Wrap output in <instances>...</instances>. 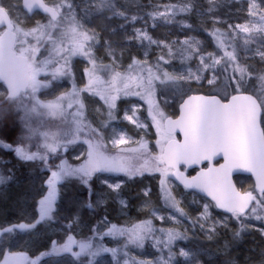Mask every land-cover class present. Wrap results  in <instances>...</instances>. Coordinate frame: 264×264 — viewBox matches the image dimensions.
<instances>
[{
    "label": "snow or ice",
    "instance_id": "obj_1",
    "mask_svg": "<svg viewBox=\"0 0 264 264\" xmlns=\"http://www.w3.org/2000/svg\"><path fill=\"white\" fill-rule=\"evenodd\" d=\"M234 2L238 7L233 16L242 18L244 22L228 23L213 19L214 25L227 24L226 30L214 27L211 32L216 47L222 53L219 55L206 52L201 47V40L187 35V32L193 31L187 16L177 20L178 15L193 11H198L202 16L214 12L212 8L207 12L203 11L197 0L185 5L166 4L163 12L154 7L147 14L152 21L160 19L166 24L175 22L180 25L181 30L185 31L183 40L177 38L167 43L154 39L147 30V21L143 28L134 29V36L128 37L129 40L134 38L140 42L147 41L149 46L159 47L162 44L167 49L168 59L159 55L155 62H150L149 50L145 47L144 58L133 57L125 72H120L115 70V64L111 67L97 65L92 50L85 49L76 40L66 50L57 47L61 54L65 51L68 54L64 56V63L56 68L54 75L72 79V60L79 57L86 62L83 74L87 83L79 88L73 80L71 90L58 101L43 103L36 99L35 94L47 85L42 84L38 77L46 74L49 66L55 62L54 54L40 59L39 66L36 67L30 60L40 57L44 49L41 45H57V40L53 39L57 18L62 9L66 8L74 13V8L71 0L58 5H49L45 0H23V7L27 12L42 11L46 15V22L37 21L36 27L23 33V40L29 47L22 49L18 59L13 47L20 37L15 32L0 36V85L6 84L13 96L21 91L27 94L30 89L35 106H42L53 113L62 112V105H66L69 110L76 105L75 112L68 113L75 121V129L65 137L64 143L47 145L48 152L45 155L30 150L21 141L16 145L0 142V148L13 152L22 161H43L45 170L50 173L44 181L46 194L38 202L39 219L35 223L0 227V244H6L11 234L18 230H31L41 221L51 220L59 194L58 185L66 178L78 177L90 188L93 176L98 173L116 176L122 174L129 179L143 177L146 173H158L165 203L181 216L186 214L180 207V202L172 195L173 179L185 189L197 190L214 202L203 204L201 218L205 220L210 216V208L214 206L241 222L247 217L264 223V76L258 77L259 93L255 92L254 86H246L252 78L253 69L251 65L242 63L240 57L241 51L254 52V56H258L259 61L264 63V0ZM209 3H214V0H209ZM137 19L134 16L132 21ZM63 39L59 38L61 45ZM253 41L258 44L255 49L249 47ZM176 46H179L177 50L182 62L196 61L194 68L189 67L179 73L168 69L167 65L171 63ZM112 59L115 61L117 58L112 56ZM162 66L164 71L161 76ZM101 69L107 70L108 79L99 75ZM205 83L209 91L201 94L200 90ZM193 84L196 88L192 87ZM81 93H90L103 101L107 106L109 121L117 120L118 113L122 112L120 119L133 125L143 135L139 140H133L125 129L121 128L119 133L113 129L107 139L117 151L110 154L104 146L105 129L108 125L102 123L93 128L91 123L86 122ZM170 100L179 104L178 118H173L166 112ZM119 103H124L125 107L120 109ZM150 129L155 130L156 152L150 148V141L146 138L150 135ZM177 133L183 137L182 140L177 139ZM130 142L137 147H122ZM78 143L87 147L83 152L82 162L74 165L67 158L61 157L60 153ZM53 154H56L59 164L49 165ZM76 159H81V156ZM189 169L196 174L186 175ZM235 172L251 174L255 177V184L250 189L241 191L233 182ZM110 181L112 176L103 179L102 183L113 191L121 189V182ZM149 191L145 188L143 194L148 196ZM121 204H124L123 200ZM224 219L226 221L227 217ZM109 223L104 220V226ZM67 227L70 231L72 225ZM158 232L163 236L156 235ZM117 236H127L128 245L136 249H143L145 243L150 241L158 255L151 260L138 259L128 245L111 247L104 243L105 238ZM184 238L182 233L174 229L155 228L151 220L130 227H118L113 223L106 232L97 227L92 238L78 240L74 235L68 234L63 243L53 241L52 253L71 254L75 258L73 264H99L98 258L105 254H110L114 264H173L177 254L173 252L172 245ZM77 248L78 251L75 250ZM46 255L50 253H41L36 259H29L21 253H7L2 264H40L41 257ZM178 255L187 258L190 253L181 249Z\"/></svg>",
    "mask_w": 264,
    "mask_h": 264
},
{
    "label": "rangeland",
    "instance_id": "obj_2",
    "mask_svg": "<svg viewBox=\"0 0 264 264\" xmlns=\"http://www.w3.org/2000/svg\"><path fill=\"white\" fill-rule=\"evenodd\" d=\"M67 2L68 0H49V3L53 5ZM71 2L74 13L69 12L66 8L62 9V17L57 21L53 37V39L57 40V45H41L44 49H42L40 57L32 58L34 60V67H36L39 66L40 59L54 54L55 62L49 66L46 74L41 75L42 84H46L47 86L42 87L35 94L36 99L41 100L43 103L58 101L67 91L71 90L73 80L79 88H83L87 83V78L83 74L86 62L79 57H74L72 60V79L54 75L56 68L64 63V56L68 54L66 51L61 54L57 51V47H62L66 50L73 43V40H76L85 49L90 48L92 50L97 65L111 67L115 64V70L120 72H125L133 57L143 59L145 47H148V59L150 62H155L156 57L159 55H164L168 59L167 49L162 44L159 47L156 45L149 46L147 41L140 42L134 38L129 40L128 37L134 36V29L143 28L145 21H147V30L154 39L167 43H171L177 38L183 40L185 38V31L181 30L180 25L175 22L166 24L160 19L152 21L147 14L152 12L154 7L159 8L163 12V6L166 4L185 5L191 3L192 0H71ZM197 2L202 6L203 11L207 12L209 8H212L214 12L202 16L198 11H193L188 14L178 15L177 20L184 19L187 16L188 23L193 26V31L187 32V35L201 40V47L206 52H215L218 55L222 54L216 47L215 39L211 35V32L214 27L226 30L227 24L216 23L214 25L213 19H221L228 23L244 22L242 18L237 19L233 16L238 5L234 0H214L212 4L209 3V0H197ZM0 5L8 11L12 18L15 30L20 37V51L23 48L29 47L23 40V33L30 32L32 28L36 27L37 21L46 22L45 16L41 17L39 14L29 16L23 10L21 0H0ZM215 15L216 17H213ZM134 16L138 18L136 21H132ZM60 37L64 38L62 45L59 42ZM86 37H91L92 39L87 40L85 39ZM257 46L258 44L255 41L249 45L251 49H255ZM178 47L174 48L171 63L167 65L168 69L179 73L189 67L194 68L195 60L186 63L182 62L177 50ZM112 56L117 59L113 61ZM240 57L242 63L251 65L254 72L252 76L256 78L254 86L259 93L260 81L258 77L264 76V63L259 61L258 56H254V52L241 51ZM163 71L164 68L162 66L160 70L161 76L163 75ZM99 75L104 79L109 78V73L105 69H101ZM192 87L196 88V85L193 84ZM207 91H209V87L205 83L200 92ZM3 97V92L0 90V142L16 145L18 141H21L30 150L45 155L48 152L47 145L52 143L62 144L65 142V137L74 132L75 121L68 113L69 111L74 113L76 105L71 110L66 105H62L64 109L62 112L53 113L42 106H35L31 91L24 95L22 99L14 102H7L5 97ZM80 99L85 106L83 115L87 123H91L93 128L98 127L102 123L108 125L105 129L106 138L104 146L110 154H115L117 151L113 149L110 140L107 139V136L112 133L113 129L117 133H119L121 128L125 129L127 135L131 136L133 140H139L140 136L143 135L133 125L120 119L122 112L118 113L117 120L109 121L107 106L98 97H94L90 93H81ZM178 100L179 97H177ZM118 106L120 109H123L125 104L119 103ZM178 106V102L170 100L166 112L175 117L178 113ZM143 115L146 116V113H143ZM2 129L6 130V133L13 134V136L5 133L2 134ZM149 131L150 135L146 138L150 141V148L156 152L158 149L155 147V130L150 129ZM86 147V145H80L79 143L74 144L72 148L61 152L60 155L63 158H67L69 163L76 165L82 162L83 152L86 150ZM122 147L131 148L137 147V145L130 142L128 145ZM0 149L2 150L3 148ZM3 151L5 150L3 149ZM12 154L18 159L13 152ZM77 156H81V159H76ZM32 162L39 165L41 175L35 182V193L30 197L31 201L22 203L27 211L22 212L11 223H0V227H8L17 223H35L39 219L38 202L42 198V195L46 194L44 181L50 173L45 170L43 161L34 160ZM52 163L59 164L56 154H53L49 160V165ZM153 175L159 174L155 173L151 176ZM97 176L100 178L97 179ZM109 176H112V181L110 182L116 181L122 183L120 190L113 191L102 183V180ZM154 176L153 179L156 178ZM73 179L77 180L87 190V196L82 203L77 205L72 213H69V208L65 206V203L60 208V205L63 203L60 195L67 181ZM132 179L122 174L116 176L114 174L98 173L93 176L90 182L91 187L89 188L78 177L66 178L58 185L59 194L52 219L41 221L36 224L34 229L27 231L18 230L11 234L6 244H0V264H2L7 253H21L29 259H36L41 253H50V255L41 257L40 264H73L75 258L71 254L52 253L53 241L63 243L68 234L74 235L78 240H84L94 237L97 227H101L106 232L107 228L113 223L118 227H130L133 224L146 220H151L157 229H174L185 237L184 239L177 240L172 245L173 252L177 254L173 260V264H207V262L213 261L220 255L225 256L230 253L234 255L237 249V245L234 242V240H237L234 227L242 225V223L247 225L243 224L246 232L250 233L254 231L258 233L262 241L261 250L258 252V257L251 256L248 253L242 259H239L236 255L229 260L227 259V264H264V231H262L264 223L260 220H249L245 217L241 222L231 215L219 211L214 206L210 208V216L205 220L201 218L203 204L205 202L213 203L201 194L185 189L174 181L171 182L172 195L180 202V207L183 208L185 216H181L169 204L165 203L161 187H159L161 196H154L155 198L150 196V187H146L150 190L148 196L143 194L145 190L143 188L136 195L138 200H135L136 203H133L131 202L133 198L129 199L130 190L128 188V183ZM95 180L97 189H94L92 184ZM236 183L243 191L250 189L254 185L249 177H238L236 178ZM158 195L160 194L158 193ZM122 200L124 204H121ZM109 203H112L113 207H115V212L113 217L108 218L104 209ZM160 217H163V219ZM225 217H227L226 221ZM105 219L110 222L107 226H104ZM70 224L72 228L69 231L67 226ZM201 225H203V228H201ZM156 235L163 236L159 232ZM229 236L232 237V240L228 238ZM104 243L111 247H122L128 245V239L127 236H117L105 238ZM128 246L132 250V254L138 259L151 260L158 255L157 250L152 247L150 241L145 243L143 249H136L132 245ZM181 249L189 251L190 255L187 258L180 257L178 253ZM75 250L78 251V248ZM164 254L165 256L167 255V249H165ZM98 261L99 264H114L110 254H105L103 257L98 258Z\"/></svg>",
    "mask_w": 264,
    "mask_h": 264
},
{
    "label": "trees",
    "instance_id": "obj_3",
    "mask_svg": "<svg viewBox=\"0 0 264 264\" xmlns=\"http://www.w3.org/2000/svg\"><path fill=\"white\" fill-rule=\"evenodd\" d=\"M253 74L254 72H252V75ZM255 80L256 78L252 76V78L248 82V85L246 86H254ZM254 90L255 92H257L255 86ZM1 131L2 134L5 133L13 136V134L6 133V130L4 129H2ZM40 175L41 171L39 170V165L37 163L32 161L22 162L16 159L12 152L6 150L3 151V149H0V177H3V179L0 180V223H11L12 221H15L17 219L18 215L22 214V212L24 211H27V209H25L23 206L24 204L22 205V203L31 201L30 197H32L35 193V182L39 179ZM153 176L145 174L143 177H135L134 179L129 181V199L133 198V201L131 202L136 203L135 200H138L136 195H138V193H140V191L146 187H150L151 197L161 196V192L159 189L160 177L159 175H155L156 178L153 179ZM92 184L94 189H97L96 180ZM158 193L160 195H158ZM86 196L87 190L84 189L77 180L73 179L71 181H67V184L63 188V191L60 195V199H62L63 202L62 205H60V208L64 206L65 203V206L69 208V213H72L77 205L84 201ZM104 210L108 218L113 217L115 207H113L112 203H109ZM243 224L247 226L245 223ZM244 225L234 227V233L236 232L237 239L234 240L237 245V249L234 255L233 253L225 256L220 255L213 261L207 262V264H227V259L229 260L236 255L239 257V259H242L244 255H247L248 253L251 256L253 255L258 257V252H260L262 247L261 238L257 232H246V228ZM228 238L232 240V237L229 236ZM240 239L242 240L240 241ZM254 249L256 250L253 251ZM240 262H242V260H240Z\"/></svg>",
    "mask_w": 264,
    "mask_h": 264
},
{
    "label": "water",
    "instance_id": "obj_4",
    "mask_svg": "<svg viewBox=\"0 0 264 264\" xmlns=\"http://www.w3.org/2000/svg\"><path fill=\"white\" fill-rule=\"evenodd\" d=\"M47 0H45V2H46ZM47 3V2H46ZM21 4H22V8H23V10L29 15V16H32L33 14H35V13H41V14H43V15H45L42 11H34V12H32V13H29V12H27V10L26 9H24V7H23V0H21ZM50 5V4H49ZM46 16V15H45ZM60 18V16L57 18V20ZM0 25H2V26H0V31H2L1 33H0V36H3V35H5L6 33H10V32H15L16 33V31H15V25H14V23H13V21H12V18H11V16H10V14L8 13V11L3 7V6H1L0 5ZM17 34V33H16ZM16 45V44H15ZM15 45H14V47H13V52L15 53V56L17 57V59L19 58V54H17L16 53V51H15ZM7 55V54H6ZM5 87H6V89H7V91H8V94H9V97L10 98H17L18 96H20L22 93H24V91H21V92H18L15 96H13L12 94H11V90H9L8 88H7V85L5 84ZM201 94H203V93H201ZM179 117V106H178V114H177V116H175V117H173V118H178ZM177 139H180V140H182L183 139V137L179 134V133H177ZM222 162V161H221ZM198 170V169H197ZM196 174V172L195 171H193L192 169H189L188 170V172L186 173V175H189V176H192V175H195ZM238 177H249V178H251V180L253 181V184H255V177L254 176H252L251 174H249V173H244V172H235L234 174H233V182H234V184H236V186H237V188H239L238 187V185H237V183H236V178H238ZM173 181L175 182V183H177L178 185H180L181 187H183V185L182 184H180L178 181H175L174 179H173ZM184 188V187H183ZM240 189V188H239ZM188 190H191V189H188ZM241 190V189H240ZM191 191H194V192H197L198 194H201L202 196H204L205 198H207V199H209L210 200V198L209 197H206L203 193H200V192H198L197 190H191ZM241 191H243V190H241ZM254 194H256V193H254ZM211 201V200H210ZM213 204H214V202H212ZM219 211H221V212H223V213H225L223 210H221V209H218ZM225 214H227V215H231L230 213H225Z\"/></svg>",
    "mask_w": 264,
    "mask_h": 264
},
{
    "label": "flooded vegetation",
    "instance_id": "obj_5",
    "mask_svg": "<svg viewBox=\"0 0 264 264\" xmlns=\"http://www.w3.org/2000/svg\"><path fill=\"white\" fill-rule=\"evenodd\" d=\"M48 4H50V5H53V4H51V3H49V0H47L46 1ZM35 14H39L41 17H43V16H45V15H43V14H41V13H35ZM35 14H33L32 16H34ZM62 17V14H60V18ZM59 18V19H60ZM45 19H46V16H45ZM58 19V20H59ZM57 20V21H58ZM3 31V30H2ZM2 31H0V33L2 32ZM16 31V30H15ZM17 33V32H16ZM17 35H18V33H17ZM19 36V35H18ZM21 44H20V41L18 40L17 42H16V45H15V51H16V53L17 54H19L20 55V53H21V51H20V46ZM30 62L33 64V66H34V60H30ZM38 79L41 81V83H42V76H39L38 77ZM0 90L3 92V95H4V97H5V99H6V101L7 102H14V101H17V100H20V99H22V97L24 96V95H26V93L24 92V93H22L20 96H18L17 98H10L9 97V94H8V91H7V89H6V87H5V85H0ZM30 92V89L28 90V93ZM27 93V94H28ZM3 97V98H4ZM178 114V113H177ZM177 116V115H176Z\"/></svg>",
    "mask_w": 264,
    "mask_h": 264
}]
</instances>
